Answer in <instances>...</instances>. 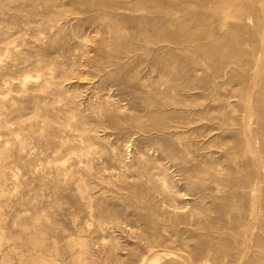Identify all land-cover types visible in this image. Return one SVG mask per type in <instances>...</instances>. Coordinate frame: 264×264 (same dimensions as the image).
<instances>
[{
  "label": "rangeland",
  "instance_id": "1",
  "mask_svg": "<svg viewBox=\"0 0 264 264\" xmlns=\"http://www.w3.org/2000/svg\"><path fill=\"white\" fill-rule=\"evenodd\" d=\"M0 264H264V0H0Z\"/></svg>",
  "mask_w": 264,
  "mask_h": 264
}]
</instances>
